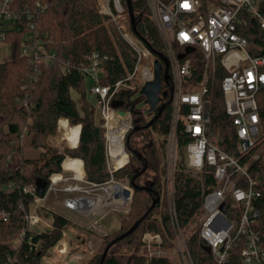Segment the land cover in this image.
Returning <instances> with one entry per match:
<instances>
[{
  "label": "trees",
  "instance_id": "1",
  "mask_svg": "<svg viewBox=\"0 0 264 264\" xmlns=\"http://www.w3.org/2000/svg\"><path fill=\"white\" fill-rule=\"evenodd\" d=\"M131 1L136 20V33L132 31L133 34L151 50L155 58L165 56L147 1ZM257 1L258 9L264 16V0ZM37 5L46 7L45 11L28 19L27 8L34 9ZM13 9L19 14V21L14 29L6 31L4 40L10 45L11 58L0 63V264H42L43 257L61 240L64 228L71 224L65 217L53 214L54 223L50 232L30 230L27 216L34 196L24 191L25 187L33 185L36 195L44 198L50 177L62 172L61 165L66 157L83 161L87 181L91 183L102 185L111 178H128L134 190L129 216L121 222L118 231L103 236L102 243L105 246L127 233L155 202L139 227L131 235L114 243L111 249L118 244L140 248L147 232L160 234L164 245L168 247L174 231L166 212L165 189L162 184L165 174L163 154L155 146L152 136L157 134L164 137L162 146H166L171 120L170 96L162 102L166 105L165 110L160 115L153 113L151 120L155 119L150 127H146L149 122L141 111L140 99L144 100L143 96L133 90H120L114 94L109 102L110 107L116 112L130 113L132 123L125 137L130 162L110 174L107 170L103 130L97 124L95 104L90 99L87 78L80 67L87 63L88 56L93 53L103 59L106 57L101 67V83L113 86L134 71L138 61L137 52L118 31L115 22L99 13L98 0H13ZM241 19L238 32L248 40L250 55L264 57V30L257 19L245 12H242ZM30 22L42 37L46 33L49 35L51 43L47 47L57 57L55 63H42V75L36 84L30 83L28 79L29 68L22 54ZM192 70L191 83L198 85L204 73L203 59L199 53L194 55ZM226 75L224 67L217 64L215 76L209 81L207 97L211 101L213 113L211 134L214 141L218 139L217 143L222 149L239 157L232 122L226 114L221 91V83ZM162 84L163 90L169 94L171 80L168 84L163 80ZM73 93L78 98L75 99ZM257 101L264 126V88L258 93ZM61 119L68 120L71 126H80L76 148H68L64 153L48 144V139L56 135ZM23 130L32 136L31 145L40 151L39 158H26L23 147L12 143V137L22 135ZM52 143L56 147L63 144L60 136L54 137ZM178 143L182 155L187 143L182 125L178 128ZM14 154L19 155L20 163L12 173H8L7 162L9 156ZM144 166L147 169L133 186L132 178ZM250 171L259 182V223L264 225V160H257ZM42 179L48 183L44 194L40 195L37 182ZM10 184H13V188L5 189ZM205 184L210 188L215 186L213 175L206 178ZM202 185L201 178L185 172L181 158L175 172L174 188L178 221L182 228L190 224L201 207ZM156 211H160V218L153 216ZM189 246L195 248L197 245L191 241ZM111 249L103 264H145L141 256L112 254ZM192 251L198 264H213L206 252L198 248H192ZM102 254L96 253L86 264H100ZM170 263L166 258L154 261V264ZM228 264H242L239 249L233 251Z\"/></svg>",
  "mask_w": 264,
  "mask_h": 264
},
{
  "label": "built area",
  "instance_id": "2",
  "mask_svg": "<svg viewBox=\"0 0 264 264\" xmlns=\"http://www.w3.org/2000/svg\"><path fill=\"white\" fill-rule=\"evenodd\" d=\"M146 1L170 63L171 85L168 96L171 101V120L167 136L168 172L165 195L174 231V247L173 250L166 251L162 236L156 232H147L143 236V249L137 255L145 259V264H154L155 259L161 258L168 259L170 264H198L179 224L175 205L178 128L182 125L187 138L182 154L185 170L192 171L203 180L202 204L199 209L201 229L197 248L206 252L213 264H228L235 249H239L242 264H264V225L259 223L261 212L257 205L260 197L257 190L259 182L250 171L251 166L259 160L256 151L264 147V126L257 101L258 93L264 88V57H252L248 40L238 32V26L242 24V12L257 19L264 30V16L258 9V1ZM125 4L126 0H98V11L115 22L123 37L137 52L138 61L134 71L125 80L106 86L101 83V67L106 57L103 59L99 54L93 53L88 56L87 63L80 67L84 76L91 81L90 93L97 97V107L102 111L105 123L107 114L111 111L118 113L109 104L115 93L120 90H137L140 94L143 86L154 80L156 58L140 39H135ZM45 9L40 5L34 9L27 8L28 19H33ZM18 21L19 14L13 9V0H0L1 41L5 40L6 31L14 29ZM34 29V24L30 22V30L25 36L26 43L22 49L29 68L28 79L32 84L40 80L42 63H55L57 59L56 53L47 47L51 43L49 35L46 33L42 37ZM180 48L184 51L178 53ZM196 53L202 56L204 64V73L198 85L191 83ZM180 56L184 58L180 59ZM217 64L227 71L221 83V91L226 114L232 122L239 157L225 151L217 140L212 139L213 113L207 95L209 81L215 76ZM135 81L138 83L133 87L131 84ZM129 116L131 118L130 113ZM103 128L108 171L113 174L130 162V155L125 147V137L129 130L122 142L125 164L118 168L116 159L121 157L113 154L110 130L106 124ZM72 174L67 180L77 183L64 189L57 188L63 181V175L53 174L46 194L58 191L67 193L69 196L63 202L65 208L85 215L93 211L79 202L82 198L79 193L88 191L78 183L84 182L88 187L104 186V189L108 184L117 183L111 178L104 185H96L87 181L85 176L79 180ZM209 175H213L215 181L213 188L205 184ZM57 177L60 180L57 181ZM9 188H13V184ZM127 189L131 190L129 187ZM24 191L32 194L34 201L42 199L36 195L35 187H25ZM129 201L131 202L130 199ZM27 220L30 230L40 222L32 214L27 216Z\"/></svg>",
  "mask_w": 264,
  "mask_h": 264
},
{
  "label": "rangeland",
  "instance_id": "3",
  "mask_svg": "<svg viewBox=\"0 0 264 264\" xmlns=\"http://www.w3.org/2000/svg\"><path fill=\"white\" fill-rule=\"evenodd\" d=\"M119 31V30H118ZM120 32V31H119ZM121 33V32H120ZM122 34V33H121ZM135 35V34H134ZM133 35V36H134ZM135 39L136 40H138V38H137V36L135 35ZM181 51H184V49H178V53H181ZM138 83V82H137ZM136 83V81L135 82H133L131 85L134 87V85H136L137 84ZM86 85H87V88H88V90L90 91V88H91V81H90V79H86ZM134 91H137V90H134ZM138 92V91H137ZM73 96H74V98L76 99V98H78V96L77 95H75L74 93H73ZM144 98V97H143ZM90 99H91V101L95 104V109H96V118H97V124H98V126L103 130V140H104V142H105V137H104V134H105V129L103 128V126L106 124L105 123V121L103 120V113H102V111L97 107V102H98V99H97V97H95V96H92V95H90ZM140 101H141V111H143L144 112V115H145V118H146V120H147V122H150L151 121V119L153 118V113H149L148 112V110H149V106H147L146 104H145V98H144V100H141L140 99ZM131 118H132V116H131ZM60 129H61V131L63 130L62 129V127L63 126H66V130H64L65 131V133H68V134H70L72 131H73V134H75V135H70V137H74L73 139H72V141L73 140H75L76 138L78 139L79 138V128H80V126L78 125V126H71L69 123H68V121L67 120H61L60 121ZM66 124V125H65ZM58 131H59V123H58V129H57V133H56V135L55 136H53V137H51L50 139H48V144L52 147V148H55V149H57L59 152H65V150L66 149H68V148H70V149H72V148H76V146H77V144H78V142H77V144L73 141L72 143H73V145H70V144H68L67 142L66 143H64V144H62V146H60V147H56V146H54L53 145V143H52V139L54 138V137H57V134H58ZM76 132V133H75ZM23 134H28L27 133V130H23ZM21 136V135H20ZM20 136H18V137H20ZM14 138V139H13ZM18 138L17 137H12V139H11V141H12V143L13 144H15L16 146L17 145H20V143H19V141L17 140ZM152 140H153V142H154V144H155V146L159 149V151L161 152V154H163V156H162V158H163V162H162V164L164 165V168H165V174H164V176H163V181H162V184H163V187H164V189H165V187H166V185H167V172H168V163H167V157H168V143H166V146L165 147H163L162 146V141L164 140V137H162V136H159V135H157V134H154L153 136H152ZM215 140H218V139H215ZM183 154V153H182ZM256 155H258L259 156V159L260 158H262L263 160H264V147H262V148H260L259 150H257L256 151ZM69 158V157H68ZM177 164H178V162H179V160L182 158L183 159V155H181V153H180V149H179V153H178V155H177ZM20 157H19V155L18 154H14V155H10L9 156V159H8V162H7V171H8V173H12L14 170H15V168L16 167H18L19 166V163H20ZM66 159H67V157H66ZM65 161V160H64ZM64 161H63V163H64ZM184 161V160H183ZM63 163H62V165H61V167H62V172L61 173H57V174H62L63 175V181L61 182V183H59L58 185H57V188H59V189H64V188H67V186H70L71 184L72 185H74V184H76L77 182L76 181H74V180H67L68 178H71L72 176H73V174L71 173V171H66V170H64V168H63ZM83 169H84V176H85V179L87 180V170H86V167H84V165H83ZM176 169H177V167H176ZM107 170H108V166H107ZM109 172V171H108ZM185 172L187 173V174H189V175H191V176H193V177H197V178H200V176L199 175H196L195 173H193L192 171H188V170H185ZM117 183H119V184H121V185H124V186H126V187H129V188H131V190L134 192V190H133V188H132V186L130 185V181H129V179L128 178H118V179H114ZM109 182V181H108ZM107 183V182H106ZM105 184V183H104ZM103 184V185H104ZM78 185H80V186H82V187H85L86 189L85 190H87L88 192H83V191H81L80 193H79V195L80 196H84V197H97V195L99 196L100 195V197H102V201H104V200H106L107 199V192H106V189H104L103 187L104 186H100V187H88L87 185H86V183H84V182H80V183H78ZM109 185V184H108ZM28 187H33V185H30V186H28ZM107 187V186H106ZM9 188V186L7 185L6 187H5V189H8ZM54 194V195H53ZM69 195L67 194V193H65V192H63V191H58V192H56V193H52V196H51V198H50V200L52 199V201L53 200H60V201H63L66 197H68ZM165 197H166V195H165ZM50 203H51V201H45V204H47L48 205V208L49 209H51V208H53L54 210H58V211H61V213H66V211H64L63 209H61L59 206H50ZM131 204H132V199H131V202H130V207H128V209L126 210V211H122V210H117V209H114V208H112V209H109L108 211L107 210H104V209H102V208H100L99 210H97V211H95V212H93V213H91V215L92 216H96L97 218L99 217H101V216H103L104 218H105V222H107V221H111V220H113V221H115V222H113V223H115V224H118V226H119V222H122L124 219H126L128 216H129V213H130V211H131ZM47 208V209H48ZM166 212L169 214V216H170V210H169V208H168V205H167V199H166ZM43 212H44V210H42ZM163 212V211H162ZM51 213V212H50ZM31 214V213H30ZM159 215H160V211H156L155 213H154V217L155 218H160L159 217ZM70 217H71V219L73 220V221H76V222H81L82 221V215L81 214H79V212H74V213H72V216L70 215ZM170 221H171V219H170ZM71 225V224H70ZM73 226V225H72ZM100 226H103V223H100ZM42 229V225H40V226H38L37 228H36V231H40ZM200 229H201V213H200V211H198L196 214H195V216L193 217V219L191 220V222H190V224L188 225V226H186L185 228H183V232H184V234H185V236H186V238H187V241H188V244H190V242L192 241V242H196V245H197V240H198V236H199V232H200ZM92 230V232L93 233H96V234H100V235H105V233L104 232H100L96 227L94 228H92L91 229ZM118 231V230H117ZM112 232H115V231H112ZM111 232V233H112ZM85 234H87L88 235V233H85ZM103 236H101L100 238H98L97 236V242H98V240L99 239H101V244H100V246L98 247V249L95 251L96 253H103L104 252V249H105V243H102V238H103ZM195 239V240H192V239ZM173 239H174V233H173ZM173 239L171 240V242H170V245L168 246V247H170V248H168L167 246H166V251H171V250H173V243H172V241H173ZM99 242H100V240H99ZM193 249H195V248H197V246H195V248L194 247H192ZM191 248V249H192ZM88 249V245L87 244H85L84 246H83V248H80V251H83V250H87ZM142 249H143V246H141L140 248H132V247H128V246H126L125 244H118V245H116V246H114L112 249H111V253L112 254H117V255H121V254H138L139 252H141L142 251ZM69 258L67 257V260H68ZM177 259V258H176ZM59 260H60V258H59V256L57 255V253L55 252V251H50V254L49 255H46L45 256V259H44V264H59ZM69 263V262H68ZM71 264H72V262H70ZM69 263V264H70Z\"/></svg>",
  "mask_w": 264,
  "mask_h": 264
},
{
  "label": "crops",
  "instance_id": "4",
  "mask_svg": "<svg viewBox=\"0 0 264 264\" xmlns=\"http://www.w3.org/2000/svg\"><path fill=\"white\" fill-rule=\"evenodd\" d=\"M11 58V48L10 45L7 44L5 41L0 40V63L6 62L10 60ZM66 120V119H61ZM60 120V121H61ZM60 121H59V131L57 134V137L60 136L61 140L64 143H68L70 145H73V141L77 144L79 138L72 141L74 137H70V135L73 134V131L68 134L65 133L64 130H66V126L62 127V131L60 129ZM69 123V122H68ZM66 125V124H65ZM80 134V128L78 131ZM76 133V132H75ZM75 135V134H73ZM17 137L20 145L23 147L24 155L26 158L30 159H37L40 156V151L37 149H34L31 145L32 142V136L29 134H22L20 137ZM14 139V138H13ZM74 146V145H73ZM54 195V194H53ZM52 196V193L46 194L44 198H42L40 201H34L30 206V213L34 216H37L40 219V222L34 226L31 230L34 232H50L53 228V214H59L66 219L71 221V225H68L63 230V236L61 240L49 250L55 251L57 255L59 256V264H69L72 262V264H86L89 259H91L95 254L96 250L101 244L97 237L100 238L103 235L96 234L92 232V228L96 227L100 232H104L105 235L110 234L112 231H117L120 229L121 222L118 224H115L113 220L105 222V218L101 216L100 218L96 216H92L91 214L85 215L79 212V214L82 215V221L76 222L73 221L70 217L72 216V213L75 211H71L67 208H65L63 201L60 200H50ZM45 201H51L50 206H59L61 209L66 211V213H61V211L54 210L53 208L49 209L48 205L45 204ZM48 208V209H47ZM44 210V212L42 211ZM51 212V213H50ZM100 223H103V226H100ZM42 225V229L40 231H36V228L38 226ZM73 225V226H72ZM85 233H88L85 234ZM104 235V236H105ZM97 236V237H96ZM87 244L88 249L80 251V248H83V246ZM67 257L69 258L67 260ZM44 259H42V264H44ZM69 262V263H68ZM71 264V263H70Z\"/></svg>",
  "mask_w": 264,
  "mask_h": 264
},
{
  "label": "bare ground",
  "instance_id": "5",
  "mask_svg": "<svg viewBox=\"0 0 264 264\" xmlns=\"http://www.w3.org/2000/svg\"><path fill=\"white\" fill-rule=\"evenodd\" d=\"M106 120V127L110 130L112 152L117 157H121L116 159V165L120 168L125 164L126 160L125 154L122 152V142L123 137L131 126V118L128 114L121 116L111 111L107 114ZM63 168L66 171L74 173L76 179L81 180L84 177L83 161L80 159L70 157L65 159ZM57 178V181L60 180L59 177ZM126 189L127 187L121 184H109L106 187V195L108 196L106 200L102 201V197H96L94 199L82 197L79 202L86 207H90L88 209L93 212L100 208L107 211L112 208L126 211L130 207V201L124 194V190Z\"/></svg>",
  "mask_w": 264,
  "mask_h": 264
},
{
  "label": "water",
  "instance_id": "6",
  "mask_svg": "<svg viewBox=\"0 0 264 264\" xmlns=\"http://www.w3.org/2000/svg\"><path fill=\"white\" fill-rule=\"evenodd\" d=\"M126 4H127V8H128V14H129V18H130V23H131V27H132V31L134 33H136V20H135V15H134V10H133V5H132V1L131 0H126ZM184 56H180V59H183ZM169 67H170V63L169 60L166 56L164 55H159V57H157L155 59L154 62V80L151 82L146 83L143 88L140 91V95H142L145 98V104L147 106H149V113H158V115H160L166 108V105L163 104V100L167 99L168 97V93L167 91H162L163 90V84L162 81L164 80V82L166 84L169 83V79H170V73H169ZM162 95V97H161ZM119 115L124 116V115H129V113L120 111L118 112ZM155 119V118H154ZM153 120H151L146 127H150L153 123ZM147 169V166H144L143 170L139 173H137L131 180V184L134 186L135 185V181L136 179L141 176L144 171ZM48 181L47 180H39L37 182V190L38 193L40 195H43L46 189ZM124 194L128 199H132L133 196V191L130 189H126L124 190ZM155 206V202L153 203L152 207L150 208V210H148L146 212V214L144 215L143 218H141V220H139L138 222L135 223V225L127 232L125 233L123 236H120L119 238H117L115 241H113L111 244H109L108 246H106L103 254H102V258L100 261V264H103L112 245L114 243H116L117 241L122 240L124 237H127L129 235H131L141 224L142 220L144 218H146L150 211L153 209V207Z\"/></svg>",
  "mask_w": 264,
  "mask_h": 264
}]
</instances>
